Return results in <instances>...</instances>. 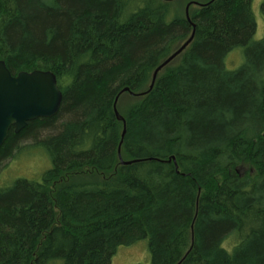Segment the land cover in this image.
Instances as JSON below:
<instances>
[{
	"label": "trees",
	"instance_id": "obj_1",
	"mask_svg": "<svg viewBox=\"0 0 264 264\" xmlns=\"http://www.w3.org/2000/svg\"><path fill=\"white\" fill-rule=\"evenodd\" d=\"M177 4L0 0V60L53 72L62 93L0 147L11 158L30 135L50 159L40 180L0 186V264H111L142 239L148 264H264V36L251 0L193 5L189 20Z\"/></svg>",
	"mask_w": 264,
	"mask_h": 264
},
{
	"label": "water",
	"instance_id": "obj_2",
	"mask_svg": "<svg viewBox=\"0 0 264 264\" xmlns=\"http://www.w3.org/2000/svg\"><path fill=\"white\" fill-rule=\"evenodd\" d=\"M173 1V0H163ZM208 2L189 1L185 5V16L189 20L188 9L191 5L205 6L211 3ZM194 36V24H192V31L188 38L180 44L165 60H163L153 70L151 83L147 91H149L157 73L167 65L171 60L178 56L192 41ZM128 91V88L122 89L121 92ZM141 92L137 95H143ZM133 94L132 92H130ZM62 100V93L58 87L56 76L49 70H32L20 71L13 75L6 67L4 61L0 60V147L7 137L10 128L15 134L24 129L28 122L38 118H51L55 116L59 110ZM114 111L118 119L123 120ZM125 124L123 121V130L121 137L125 133ZM119 161L121 165H128L137 160H123L120 156V149L117 150ZM168 162L173 161L175 166V158L170 157Z\"/></svg>",
	"mask_w": 264,
	"mask_h": 264
},
{
	"label": "rangeland",
	"instance_id": "obj_3",
	"mask_svg": "<svg viewBox=\"0 0 264 264\" xmlns=\"http://www.w3.org/2000/svg\"><path fill=\"white\" fill-rule=\"evenodd\" d=\"M178 1V8L185 11V5L190 0ZM205 2L207 0H196ZM263 0H251L252 12L256 21V30L254 40H259L264 36V17L260 13V4ZM193 9V5L189 7ZM243 63L242 49L236 48L229 52L225 58L224 65L227 69L233 70ZM117 99L114 101L116 105ZM116 108V107H115ZM117 111V110H116ZM118 113V111H117ZM120 116V114H118ZM37 136L43 133L41 130H35ZM34 138L28 135L27 138L18 141L19 150L11 158L0 160V186L11 184L16 178H26L28 180L38 181L41 174L50 166V159L41 146H33ZM248 169L247 165L241 167ZM150 255L147 248L146 239L138 240L130 245H121L111 257V264H148Z\"/></svg>",
	"mask_w": 264,
	"mask_h": 264
}]
</instances>
